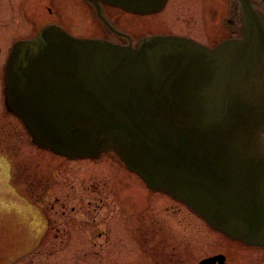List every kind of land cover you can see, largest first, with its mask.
<instances>
[{"label":"water","instance_id":"obj_1","mask_svg":"<svg viewBox=\"0 0 264 264\" xmlns=\"http://www.w3.org/2000/svg\"><path fill=\"white\" fill-rule=\"evenodd\" d=\"M88 1L120 35L102 3L147 14L166 2ZM231 20L237 36L213 48L172 35L124 45L47 24L11 48L6 108L37 147L71 160L114 153L216 231L264 247V0H234Z\"/></svg>","mask_w":264,"mask_h":264},{"label":"flooded vegetation","instance_id":"obj_2","mask_svg":"<svg viewBox=\"0 0 264 264\" xmlns=\"http://www.w3.org/2000/svg\"><path fill=\"white\" fill-rule=\"evenodd\" d=\"M171 2H173V0H166L164 6L158 12L147 14L128 11L120 6L102 3L103 14L109 22L123 34L120 35L109 29L99 19L96 7L88 0H0V144L6 142L4 144L5 146H2L3 149L0 147V151H3V153H0L3 154V156L7 155L6 152L9 151L7 140L13 137L11 135L12 133L9 132L10 129L8 130V122L6 121V117H8L9 113L6 108L4 95L5 65L9 57V47L19 40L26 39L23 37L16 38L17 34L11 33V29L8 28L11 27L8 23L9 17H11V21L13 22L19 20L20 26L18 23L16 25L18 27H25L26 25L21 23L22 21L20 22V19H26L27 22H29L27 25L31 28L28 29L36 32L28 38L34 37L42 27L47 24L60 25L75 36L106 38L124 45H134L146 35L164 34L188 37L204 45L215 46L218 43L216 40L219 37L217 36L216 27H218L217 29L224 27L225 32H228L230 36L234 35L231 25L232 0L230 1L228 14H220L219 20H216L217 10L214 5L215 0H178L177 9H182L183 5H193L194 3V5L197 4L201 7V12L198 11L196 14V11H193L195 15H200L198 19L184 18L182 17L181 10L179 13L177 11V25L179 27H172L174 22L171 23V20H167L165 16L163 18L160 17L165 13ZM30 4L33 7H31ZM61 4L66 5V11L62 12V8L60 7ZM225 8L226 6L224 5L223 9ZM112 10L114 11L113 13ZM90 15L95 22H98L95 27L100 31L95 34L88 32V27H91L89 25ZM137 17L145 19V22H142L141 26L136 25ZM148 20L150 22L149 26L147 23ZM62 21H64V23H62ZM131 27L160 28L150 31L143 29L138 30ZM140 34L142 35L139 36ZM9 42H11L10 45H8ZM81 161L87 162L86 171L87 174L90 173L89 180L92 179V182L87 186L85 185L86 191L95 194L99 198L98 201L100 202L94 200L96 204L100 205L99 207L104 208L106 206L107 201L105 202L103 197H101L104 193L110 192L114 193V195L120 193L125 199H119L117 202L118 205H116H126L128 210L133 207L137 211V216H131V214L127 216L128 211H125V217L122 215L121 219H123V222L126 221L128 232L117 231L116 237L128 238L134 241L142 253L152 257V264H190L192 262V264H201L206 260H211L209 262L210 264H252L251 262H254V260L249 259L248 252H246L250 249L260 252L259 261L262 264L264 263V247L248 246L241 241L233 240L225 234L213 230L204 220L190 211L187 206L171 199L166 194L154 192L143 183V187L147 192L139 191V193L134 196V190L132 188V182L134 180L132 179L138 176L129 171L113 155L106 154L104 158L100 160L84 159ZM26 169L27 168L24 170L25 172L19 171L17 176L19 188L29 193L31 197H37L34 203L42 204L45 208H52L53 210L57 207L61 208V212L55 210L57 215L60 216L59 220L61 221L57 220L53 225L43 216L44 220L40 224V229H43V233H47L46 230L51 226L54 238L60 240L73 239L72 234L75 232V229L79 230L76 233L77 236L80 234L88 236L89 228L94 229L96 231L94 239H103L110 235V231H106L103 228L106 218L101 219V222L95 220V223L91 222L87 217H83L82 220H79L77 216L64 218L65 215L68 214L65 210L66 205L62 204L59 198L46 200L48 190L46 189L44 176L37 175L29 168ZM152 193L160 194L162 198L165 197V202L158 205L154 204L150 198V194L152 195ZM153 208L158 209H156V211L153 210ZM186 211L188 212V217L203 221L215 234L210 235L222 239L221 242L216 245L218 250L216 253L208 257L194 258L191 255L190 247H192V242L190 240L184 242V239L179 240V237H173V233L170 234L167 232L169 214L174 217L183 216ZM159 213L160 216H158ZM94 219L95 218H93V220ZM118 228L122 229L125 227L118 226ZM198 238L199 236L197 239ZM96 254H98V252H96L95 255Z\"/></svg>","mask_w":264,"mask_h":264},{"label":"rangeland","instance_id":"obj_3","mask_svg":"<svg viewBox=\"0 0 264 264\" xmlns=\"http://www.w3.org/2000/svg\"><path fill=\"white\" fill-rule=\"evenodd\" d=\"M230 1L215 0L216 20H219L220 14H228ZM177 3L178 0H173L165 13L160 16L162 18L165 16L167 20H171V23L174 22L172 27H179L177 25V11L179 13L180 10L184 18H200V15H195L193 12L196 11V14L198 11L201 12V7L197 4H186L183 5L182 9H177ZM224 5L226 6L225 9H223ZM30 6L33 7L31 4ZM60 7L62 12L67 10L64 4H61ZM89 19L91 27H88V32L95 34L100 31L95 27L98 22H95L91 15ZM20 22L26 24L25 27L16 26L17 23L19 25V20L13 22L11 17L8 20L11 26L8 28L11 29V33L17 34L16 38H28L35 34L36 31L33 32V30L28 29L31 27L27 25L29 22L26 19H20ZM142 22H145V19L142 17L136 18V25L141 26ZM147 23L149 26V20ZM131 28L153 31L160 27ZM217 28V36L219 37L216 42L230 36L228 32H225L224 27ZM233 33L234 36H237L234 27ZM10 44L11 42L8 43V45ZM6 118L8 130L10 129L9 132L12 133L13 137L11 136L12 139L7 140L9 145L7 155L3 156L0 153V264H152V257L142 253L134 241L128 238L116 237L117 231L128 232L126 221L123 222V219H121L122 215L125 217V211H128L127 216L130 214L131 216H137V211L133 207L130 208V211L126 205L117 206L119 199H125L123 195L106 192L101 196L105 202L107 201L106 206L104 208L99 207L100 205L94 201H98L99 198L95 194L86 191L85 185L87 186L92 182V179L89 180L90 173L87 174L86 171V161L76 160L72 162L39 149L33 145L30 135L18 118L11 114ZM5 143L0 144L1 149H3L2 146L4 147ZM0 152L3 153V151ZM25 168H29L39 176H44L46 189L48 190L46 200L59 198L62 204L66 205L65 210L68 212L64 218L77 216L79 220H82L83 217H87L91 222L95 220L101 222V219L106 218L103 228L110 231V235L107 238L94 239L96 234L94 229L89 228L88 236L81 234L77 236L76 233L79 230L75 229L72 234L73 239L60 240L54 238L51 226L46 230L47 233H43V229H40V224L44 220L43 216L53 225L60 219L55 210L61 212V208L57 207L53 210L52 208H45L42 204L25 200L34 201L37 199V197H31L23 189L17 188L19 186L17 185V176L19 171L25 172ZM132 180H134L132 182L134 196L139 191L147 192L143 187V182L138 177ZM150 198L156 205L165 202V197L162 198L160 194L152 193ZM156 209L153 208V210ZM187 213L186 211L183 216L177 217L169 214L167 232L173 233V237H179V240L184 239V242L190 240L192 242L191 255L194 258L208 257L216 253L218 251L216 245L222 239L213 236L215 234L203 221L196 218L191 219L187 216ZM158 216H160V213ZM93 218L95 219L93 220ZM118 226H124L125 228L119 229ZM96 252L98 254L95 255ZM246 252H248L249 259L254 260V262H251L252 264H262L259 261L260 252L252 249Z\"/></svg>","mask_w":264,"mask_h":264}]
</instances>
